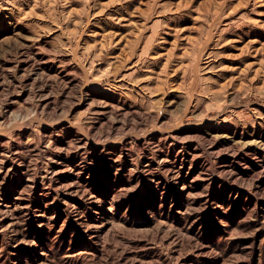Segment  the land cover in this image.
<instances>
[{"label":"rangeland","instance_id":"obj_1","mask_svg":"<svg viewBox=\"0 0 264 264\" xmlns=\"http://www.w3.org/2000/svg\"><path fill=\"white\" fill-rule=\"evenodd\" d=\"M0 264H264V0H0Z\"/></svg>","mask_w":264,"mask_h":264}]
</instances>
